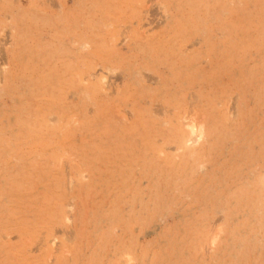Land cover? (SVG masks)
<instances>
[{"label":"rangeland","instance_id":"1","mask_svg":"<svg viewBox=\"0 0 264 264\" xmlns=\"http://www.w3.org/2000/svg\"><path fill=\"white\" fill-rule=\"evenodd\" d=\"M0 264H264V0H0Z\"/></svg>","mask_w":264,"mask_h":264},{"label":"bare ground","instance_id":"2","mask_svg":"<svg viewBox=\"0 0 264 264\" xmlns=\"http://www.w3.org/2000/svg\"><path fill=\"white\" fill-rule=\"evenodd\" d=\"M190 131L192 132V134L196 133V131H195V129L193 127H191Z\"/></svg>","mask_w":264,"mask_h":264}]
</instances>
